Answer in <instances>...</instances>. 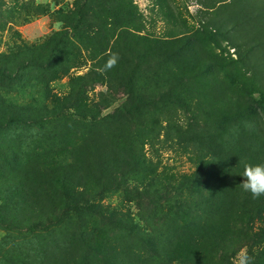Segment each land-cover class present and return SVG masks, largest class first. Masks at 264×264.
Returning <instances> with one entry per match:
<instances>
[{"label": "rangeland", "instance_id": "1", "mask_svg": "<svg viewBox=\"0 0 264 264\" xmlns=\"http://www.w3.org/2000/svg\"><path fill=\"white\" fill-rule=\"evenodd\" d=\"M72 2L32 0L29 5L39 6V11L21 8L13 13L18 17L5 16L10 22L0 30V52L45 42L63 29ZM118 2L131 3L134 21L102 34L81 27L79 56L65 74L45 85L49 95L42 94L45 88L33 79L36 74L29 86L0 89L14 104L35 106L43 101L47 112L57 111L38 123H10L0 129V204L15 202L19 209L9 213L17 219L14 227L0 226V264H132L134 257H145V241L155 245V240L153 249L161 255L177 244L174 255L183 258L181 262L172 255L164 264H199L194 245L186 249L183 242L186 232L198 233L200 225L204 228L210 221L218 226L224 218L236 232L245 230L242 237H255L256 242L238 247L231 264H241L245 257L247 264H255L261 242L254 235L264 234V200L242 192L243 167H220L223 151L217 148L228 138L222 127L228 124L227 96L234 91L227 86L235 75L226 65L235 57L233 48L222 40L185 42V36L204 31L209 16L198 0ZM8 5H13L11 0H0V11ZM99 42L107 49L129 48L133 78L127 88L141 95L140 102L134 101L141 105L140 114L124 113L136 94L127 100L128 90L122 88L107 95L105 81L96 74ZM211 57L225 63L206 72L203 60ZM78 76L85 77L74 80ZM69 91L82 92L84 105L63 109L56 98ZM119 112L125 116H114ZM211 157L216 159L214 173L204 163ZM231 162L237 163L235 158ZM231 169L239 173L224 172ZM206 173L211 175L208 181L203 180ZM193 176L201 178L200 194H194ZM179 186L185 204L181 212L173 202ZM219 186L218 195L213 190ZM229 188L244 198L235 199L236 211L212 213V203L226 204L232 197ZM91 203L95 210L85 209ZM166 204L174 205V211L166 213ZM251 206L259 214L248 227ZM139 235L148 240L140 241ZM99 243L100 248L95 247ZM207 256L204 252L205 264Z\"/></svg>", "mask_w": 264, "mask_h": 264}, {"label": "trees", "instance_id": "2", "mask_svg": "<svg viewBox=\"0 0 264 264\" xmlns=\"http://www.w3.org/2000/svg\"><path fill=\"white\" fill-rule=\"evenodd\" d=\"M31 1L11 0L13 5H8L7 8L0 11V30L7 22H10L3 20L5 16L14 19L18 16H15L13 13L21 8L33 7L36 11H39V6L33 5V3L29 5ZM118 1L73 0L72 9L68 11L65 19H63L65 23L63 29L53 33L45 42L36 46H22L11 52H0V89L10 91L15 87L23 88L29 86L31 85L33 74L38 75V77L33 78L36 80V83L45 88V85L49 81L65 74L71 67V61H76L79 56L80 41L78 37L81 36L79 35L81 27H91L93 31L102 34V30L114 31L115 29L125 28L131 21H134L136 17L131 8V3L119 5ZM198 1L204 5L209 16L205 23H203L204 31L199 33V35L185 36V39H187L185 42L191 43L193 40L202 39L212 44V42L216 43L218 40H222L230 48H233L235 54L234 58L230 57L226 61V65L232 69L235 79L232 83H228L227 86L234 91L227 96L226 105L228 107L224 113V117L227 119L228 124L222 127V133L228 135V138L221 145H217V148L223 151V160L220 167L223 165L230 169V167L237 165L241 169L245 162L264 163V0ZM98 45L99 48L95 49V51H98L100 58L96 67V74L100 79L105 81L107 95L111 96L113 89L124 88L128 90L129 88L127 87L132 86L133 78V76H130L133 71L128 70L130 67V59L127 57L129 48L124 47V50L120 51L119 47L107 49L105 45L100 46L102 45L100 42ZM110 52L118 56V62L111 69L105 70L106 62L110 58L108 55ZM224 63L225 61L216 62L211 57L203 60L202 68L206 72H211ZM135 69L139 70L140 67L136 66ZM85 76L75 77L74 80L81 81ZM47 93V89L45 88L42 94L45 96ZM134 94L137 95L134 90H128L126 92L127 100L130 95ZM255 94L257 97H254ZM82 95V92L74 93L73 91H69L63 97L56 98V100L62 102L61 106L63 109H75L79 105H84L81 102ZM139 97H141L140 94L132 99L131 106L124 113L128 115L130 113L140 114L141 105H137L134 102H140ZM47 107V104L43 103V101L40 105L35 106L29 103L17 105L0 95V129L8 126L10 123H18L20 125L38 123L46 115H56L57 111H53L51 108H48L47 112ZM233 107H236V109ZM234 111L235 113H233ZM124 113H115L114 116L117 115V117L123 118L125 116ZM235 118H238V120ZM234 158L237 163L231 162ZM204 163L208 164L210 173L212 170V173H214L213 166H216V159L211 157L204 160ZM231 170L232 172H230ZM231 170L223 171L227 174L238 172L234 169ZM204 176V181L211 179L210 174L206 173ZM197 179H201L200 176H193L190 179V181L193 180L191 184L195 185L196 188L194 194L202 193L201 190L197 189L199 183ZM215 179L219 184L218 181L220 179ZM108 181L112 183V178L108 177ZM220 188L219 186L213 191L219 195ZM182 190L183 188L180 186L174 189L175 196L177 197L173 198V202L179 204L176 207L178 212L182 211L181 205H185L182 201ZM229 191L232 193V197L229 198L226 204L219 201L215 202V199V203H212L208 207L209 209L213 208L212 213L225 214L226 211L228 213L230 210L236 211L238 206L235 199L240 201L244 199L243 195H234L235 192L232 188H229ZM210 198V202H212V197L210 196L207 200ZM262 199L264 200V196H262ZM69 205L66 204V206ZM173 207L175 208L174 205L166 204L164 209L167 213L173 210ZM90 208L95 210L96 206L91 203L85 209L89 210ZM16 209L18 207L15 202L14 204H8L7 201H4L0 204V226L9 225L11 226L10 228L15 226L17 219L16 217H10L9 213L11 210L15 211ZM74 210L77 211L78 209ZM256 211L255 207H248L246 226L250 227L254 225V219L256 218L254 215L259 214L255 213ZM98 213L101 217L103 216L101 212ZM108 214L111 215V218H115L114 212H109ZM228 223V220L224 218L218 226H215L210 221L204 228L200 225L198 233L196 232L191 235L190 232H186L188 235L184 236L183 242L187 245L186 249L190 248L188 244L194 245L193 248L196 250L199 264H205L202 261L204 252L208 254L206 264H231V255L234 254L238 247L246 246V243H250L248 241L256 243L255 237L252 239L247 236L242 237L245 230H241L242 234L239 231L236 232L233 225L230 226ZM141 236L143 235L138 236L140 241L148 240ZM254 236L261 242L260 250L257 252L258 259L255 264H264V234L258 233ZM181 240L179 237L178 241ZM90 241L92 243L94 238H90ZM145 242V257L142 259L134 257L132 264H153V262L164 264V259L174 254L176 255L179 250L176 249L177 244H174L169 251L161 255L153 249L154 244ZM157 243L155 240V245ZM100 246L101 243L95 247L100 248ZM148 254L149 256L147 257L146 255ZM175 255L174 259H181L182 262L183 258ZM214 257L217 258L216 262L214 261ZM185 259L187 260V258Z\"/></svg>", "mask_w": 264, "mask_h": 264}, {"label": "clouds", "instance_id": "3", "mask_svg": "<svg viewBox=\"0 0 264 264\" xmlns=\"http://www.w3.org/2000/svg\"><path fill=\"white\" fill-rule=\"evenodd\" d=\"M118 62V56H111L105 65V70H109ZM243 179L240 182L242 192L250 194L253 199L264 196V163L245 162L242 172L239 174ZM241 264H247L246 257Z\"/></svg>", "mask_w": 264, "mask_h": 264}]
</instances>
